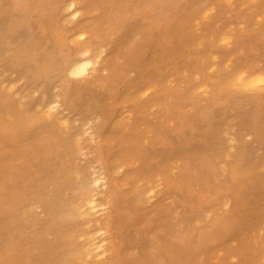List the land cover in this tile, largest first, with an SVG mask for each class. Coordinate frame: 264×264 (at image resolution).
<instances>
[{
	"label": "rangeland",
	"instance_id": "rangeland-1",
	"mask_svg": "<svg viewBox=\"0 0 264 264\" xmlns=\"http://www.w3.org/2000/svg\"><path fill=\"white\" fill-rule=\"evenodd\" d=\"M164 1L0 0V264H63L44 203L74 210V171L108 176L92 194L96 217L110 218L92 236L108 251L88 258L94 224L64 220L74 264L264 262V142L253 134L264 126V84H253L264 79V0ZM70 32L103 51L105 71L57 73L61 51L76 49ZM11 203L25 204L21 224Z\"/></svg>",
	"mask_w": 264,
	"mask_h": 264
},
{
	"label": "bare ground",
	"instance_id": "bare-ground-1",
	"mask_svg": "<svg viewBox=\"0 0 264 264\" xmlns=\"http://www.w3.org/2000/svg\"><path fill=\"white\" fill-rule=\"evenodd\" d=\"M226 1L227 2L228 1L237 2L239 0H226ZM252 2L258 3L259 0H252ZM229 4H230V2H229ZM166 5L167 4L165 3L164 0H160V6H166ZM27 7H28V5H27ZM65 10L64 11L67 13V16H70L71 18L78 17V11H77L76 5L72 1L65 5ZM46 25L47 24H45V22H44V25H43L44 29H45ZM83 34H84V32H78V33L70 32L68 34V37L70 39V44L72 46L75 45L76 49H75L74 55L72 57L71 56L68 57L69 55L67 52L64 53L63 51H61L63 54V61H62V64L57 67L58 68L57 73L59 75L62 74L63 72H67V75L70 78L79 81L80 79H83L87 75V72L89 69H91L90 71H92V72H97L96 74H100V72L102 73L103 71L106 70L105 67H101V65H100L101 61H102L103 51L100 50V52H97V50L95 48L96 46L93 47L91 45V43L88 41L89 39L86 40V38ZM55 35L58 36L59 34L58 35L55 34ZM63 37H64V35H63ZM63 37H61V35H60L59 37L55 38V46L56 47H54V48H56L55 49L56 53L59 50L58 48L63 46ZM27 47H26V49H27ZM60 50H62V49H60ZM22 52H28V50L23 51V49H20V50H18L17 54H20ZM46 61L47 60H43V62H46ZM38 62L41 63L40 61H38ZM50 67L51 66L49 63L46 66H43V68L45 69V73L47 72V69ZM95 77H98V75ZM237 80L239 81L240 85H242V86L246 85V84L241 83L242 76H239ZM77 81H75V82H77ZM253 84L262 85V84H264V79H261L258 77L256 79H254ZM262 88L264 89V85L262 86ZM57 97H56L57 99H55L53 101L44 103L43 107H44L45 114L47 117H53V116L55 117L56 114H58L57 112H55V110L59 106V103H60L59 97H61V94H59V96H57ZM65 98H66V95L63 93L61 100L65 102ZM260 117H261V114L259 113L258 110H256L254 112V115L251 118V121H250V125H251V128L253 130H254V127L257 124V122L260 120ZM207 121H208L207 115L202 114V116L200 117V122L202 124H207ZM260 129H261L260 131H262L261 133H260V131H258V133H256L254 131L253 134H254L256 140H258L260 142H264V126ZM74 172H75L74 175H76V178L74 179L75 193H74L73 200H75V202H76L74 210H72V212H70V213H66V214L62 215V213L58 212V210L54 204L56 198L51 199V200L49 199V200H47L46 203H44L45 208L49 212L50 221L52 222V224L55 223V225H56L54 231L56 230V234L59 236V238L61 240H64V244H65V248H66V254L64 255V259L62 261L63 264H74V261L77 260V256L79 255V252L76 250V246L72 242L73 240L70 239L69 234H65L63 231L64 229H61L64 220L71 221L73 218L79 217V218H83L84 225L94 224L93 225V226H95V228L93 230L94 232L93 233H86L87 234L86 241L82 245L83 250H81V251H83L84 255L87 258L89 257L90 254H92V252L96 253V255L94 257H96V256L102 257L105 255L106 251H108V248H106L105 244H104L105 239H100L98 241H95V238L92 237L95 234L101 235L103 233V229L100 228V225H102L108 229L109 224H110V218L109 217H103V218L96 217V214L99 210H101L100 212H102V208H101L102 204L96 203V198H95L96 193L92 194V192H97L96 190L100 187V185H106L107 186V180L109 178H108V176L105 177L104 175L103 176L99 175L98 177L90 180L87 183L86 180L84 178H81L80 175H78V173L76 171H74ZM64 179H67V178H64ZM109 189H110V187L107 190H105L106 192L104 191V193H105V198L107 200V203H109V205H110L111 197H110ZM59 200H60V198H59ZM117 203H119L118 200H117ZM119 205H121V204L119 203ZM14 208L17 211L16 214L18 216V222L21 224V221L24 220L23 210L25 208V204L19 203L17 207H14L13 203H11V205H8L4 209L8 213L11 209L13 210ZM218 227L226 229L223 226H218ZM7 237H8V239H11L12 237L14 238V235L11 231H9L7 233ZM200 237L202 239H200L199 244H202V241L206 242L209 239V236L206 234L199 236V238ZM164 254H167V252H164ZM165 256H167V255H165ZM169 260H170L171 264H174L177 261L176 257H174V255H172V257H171L170 254H169ZM114 261H115V259L113 257H110L106 261V264H108V263L113 264ZM79 264H81V263H79ZM82 264H87V262H85V263L83 262ZM100 264H105V263H100ZM256 264H264V262H260V263H256Z\"/></svg>",
	"mask_w": 264,
	"mask_h": 264
}]
</instances>
